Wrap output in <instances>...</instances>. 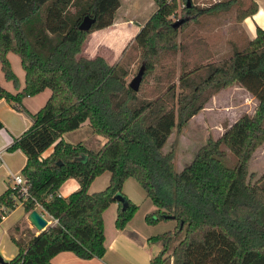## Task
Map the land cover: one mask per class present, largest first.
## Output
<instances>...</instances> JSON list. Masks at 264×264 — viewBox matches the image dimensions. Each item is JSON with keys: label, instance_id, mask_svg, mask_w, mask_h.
I'll list each match as a JSON object with an SVG mask.
<instances>
[{"label": "trees", "instance_id": "1", "mask_svg": "<svg viewBox=\"0 0 264 264\" xmlns=\"http://www.w3.org/2000/svg\"><path fill=\"white\" fill-rule=\"evenodd\" d=\"M152 1L154 11L109 63L101 55L87 57L80 51L91 30L112 23L119 0H0V69L18 85L7 55L13 51L25 71L19 91L0 84V99L31 117V124L7 148L20 149L26 157L21 173L32 198L23 201L25 211L41 205L57 219L27 243L16 240L18 251L5 264H46L63 250L80 258L101 257L102 211L114 201L115 192L124 195L121 186L127 177L139 183L153 204L145 222L174 221L171 229L146 238L160 246L147 264H168L169 258L171 264H264V171L251 180L248 170L253 152L264 142V27L256 25L251 39L214 60L208 50L191 51L203 39L193 31L178 36L190 21L227 10L235 0H208L204 5L183 0L182 9L190 16L174 21L168 16L175 13V0ZM256 7L253 0L244 8L237 6L236 20ZM84 15L94 16L88 30L77 27ZM131 51L139 52L137 68L143 69L136 90L125 81ZM166 52L178 54L177 65L164 63ZM154 66L160 71L153 85L146 86ZM231 84L254 97L253 111L241 113L217 136L207 135L189 162L174 171L172 149L162 150L173 127L182 128L213 92ZM47 87L48 98L36 112L22 105L24 96ZM84 120L105 137L97 150L61 137ZM227 151L233 156L231 165L223 162ZM78 155L84 160L75 159ZM103 171L109 173L107 184L88 191ZM69 177L77 187L56 195ZM124 197V207L117 201V229L137 207ZM20 198L9 182L0 193V220Z\"/></svg>", "mask_w": 264, "mask_h": 264}, {"label": "crops", "instance_id": "2", "mask_svg": "<svg viewBox=\"0 0 264 264\" xmlns=\"http://www.w3.org/2000/svg\"><path fill=\"white\" fill-rule=\"evenodd\" d=\"M150 1L153 2L152 0ZM150 1H147V3ZM253 1H255L257 5L256 10L252 14L243 17L240 21L242 36H244L246 39H251L254 36L256 25L259 27H264V0ZM143 11L144 8L140 0H127V3L123 6L119 1V5L115 10L112 23L106 27L94 29L89 32L82 43L80 54L87 57L101 55L109 63L115 61L119 57L121 51L124 49V44L128 37L134 36L147 19L145 17L146 19L144 18L145 20L143 19L142 22L135 21V23H133L130 21L123 23L116 20L117 15L121 13L124 15V17L129 15L128 17L135 19L134 16H136V14L139 12L140 14H143ZM98 41H102V43L106 44V46L108 45L107 48L100 53L92 52L94 50L90 49V42L96 44ZM87 42L88 47H85ZM9 52L7 55L10 60ZM218 53L219 52L216 50L212 51L213 55ZM12 65L13 64L11 62V66ZM16 75L18 76L19 81L18 85L15 86L17 87L21 85L20 89H22L24 85L25 71L22 83H20V75L18 73ZM232 88L233 89L231 92L238 93L237 98L243 97L244 99H254V97L241 86L236 85L232 86ZM17 89L18 90L15 89L13 91L9 88L8 90L11 92L20 90L18 87ZM49 93L50 91L43 89L36 94L26 95L22 98V105L27 108V110L34 113L45 103ZM215 96H217V94L213 95L212 98H215ZM240 100H238V103L243 104V102ZM253 104H255V102ZM208 110H212V107L211 105L206 104L202 109L199 110V112L193 114L188 119V121L194 116L200 115L201 122L204 123V116L210 113ZM0 120L3 123V127L0 128V193H2L8 186L10 173H21L26 161L25 154L20 149L9 150L7 147L11 143L14 136L20 135L31 124V117L27 112L15 108L9 101L1 98ZM86 122L88 121L84 120L78 127L63 132L61 134L62 139L70 143L80 142L86 148H89L84 143V139L78 136L79 128L85 127L87 124ZM66 134H73L74 136H71V139L74 140L66 138ZM104 140L105 137L103 136L102 139H100V146ZM48 150L49 147L45 152H48ZM129 178L131 177H127L123 180L121 190L124 191V194L130 201L137 204V200L135 201L136 198H133L130 195V192H128L130 191L128 188L130 184L128 183L129 181H127ZM77 185L78 184L76 180L72 177H69L61 183V185L58 187V190L62 196H65L70 191L75 189ZM140 197L142 200H144V202H146L145 207L147 210L153 208L152 202L145 196L144 191L140 194L139 198ZM116 207L117 201L114 200L113 202H110L108 206L102 211L104 236L103 243L105 249L101 257L93 256L90 258H80L71 251L63 250L55 253L46 264H147L148 259L156 253V249L153 250L152 247L149 246L150 243L146 241V238L149 235L154 234L153 230L146 227L147 225H145L146 223H144L143 218L140 221L135 217L136 210L122 228H115L113 220L116 214ZM109 208H112L114 212H109ZM36 209L40 211L39 207H36ZM16 212H18L17 215L12 217ZM28 212L29 211H25L23 205L17 204L0 220V255L4 260H9L17 253L18 246L16 240L21 241L22 243H27L32 234H37L40 231L36 229V227H34L27 218ZM105 214H107L109 220L111 217V224H109V221L107 224L105 223ZM173 225L174 221L172 222V227Z\"/></svg>", "mask_w": 264, "mask_h": 264}, {"label": "rangeland", "instance_id": "3", "mask_svg": "<svg viewBox=\"0 0 264 264\" xmlns=\"http://www.w3.org/2000/svg\"><path fill=\"white\" fill-rule=\"evenodd\" d=\"M121 5L127 3V0H119ZM150 0H140L142 2L144 11L143 14L137 13L135 19H131L130 17L122 15L119 13L117 15L116 20L121 21L123 23L126 22H142L143 19L146 17L148 18L149 15L153 12L155 5L153 2H148ZM183 0H175L176 2V9L175 13L170 14L169 20L174 21L179 17L187 16L185 11L182 9ZM190 2L195 3L196 5H204L208 2V0H190ZM249 3V0H235V3L227 10L224 11H217L210 14L202 15L198 18L197 21H190L189 24L183 29L182 33L178 36L184 35L185 33L193 31V34L199 36L202 39L198 44H195V48H192L191 51L197 50H208L211 55L209 58L216 59L222 56L229 54L234 47L241 46L245 41V37L242 36V29L240 25L241 19L236 20V10L235 8L241 7L244 8ZM148 7V8H147ZM148 16V17H147ZM190 16V15H189ZM143 17V18H142ZM145 18V19H146ZM144 19V20H145ZM134 20V21H133ZM92 31V30H91ZM90 31V32H91ZM134 36H129L128 39L125 41L124 48H127L130 43L132 42ZM108 46V45H107ZM106 44L102 43V41H98L95 43L90 42V49L94 50L92 52L100 53L107 48ZM85 47H88V42ZM187 54H189V45L187 47ZM218 51L219 53L216 55L212 54V51ZM177 53L172 54L170 52H166L165 56V64L168 65H177ZM10 60L12 62V67L14 72L20 75V83L23 82V75L24 71L20 64L19 56L14 52H9ZM131 61L128 65V73L125 76V81H128L133 77V75L137 71V67L140 64L141 60L139 58L138 51H131L130 52ZM160 71V67L154 66V69L151 71L148 77V85H153V77L156 73ZM19 83V84H20ZM0 84L5 87L6 89L10 88V90H18L17 87L20 89L21 85L15 86L12 81L6 80L3 76L2 70L0 69ZM232 86H236V84H231L227 87L220 88L219 90L213 92L204 105H211L212 110L210 113L204 116L205 122H201V116L197 115L194 116L191 120L187 121V123L180 129H176L173 127L171 134L168 136L166 141L162 146V150L166 151L170 148L173 151V169L174 171L179 170L182 166H184L189 160L192 158V155L196 148L205 140L207 135L216 136L218 135L223 128L234 121L241 113L248 112L251 113L254 107V99H244L243 97L237 98L238 93L231 92ZM46 91H49L48 87L45 88ZM236 91V90H234ZM217 94L215 98H212L213 95ZM241 99V100H240ZM238 100L242 101L243 104L238 103ZM199 112V111H198ZM85 127L79 128L78 136L84 139V143L86 146L91 148L92 150H97L101 144L100 139H102V135L96 132H93L91 128H89L88 122ZM264 124V120H263ZM66 138L71 139L73 134H66ZM74 140V139H71ZM223 162L226 165H231L233 162V156L230 152H226V156L223 158ZM248 170L252 173L251 180L259 177L261 173L264 171V143L261 144L259 148H257L248 163ZM108 171H103L100 174L96 175L88 185L87 190H99L103 188L108 182ZM127 181L129 185L130 195L137 200V207L135 211V217L138 220L144 219V215L146 212L150 211L147 210L145 207L144 200L139 198L140 194L143 193L141 186L134 178H129ZM264 182V179H263ZM125 190V188H124ZM122 191V190H121ZM124 194V191H122ZM125 195V194H124ZM126 196V195H125ZM19 211V210H18ZM109 212H114L112 208H109ZM18 212H16L12 217H15ZM110 217V216H109ZM111 224V217L110 220L105 214V223ZM172 220H158L152 223H146V227L153 230L154 234L158 232H162L168 228H172ZM152 249H156V253L158 252L160 246L159 244L150 243L149 245ZM168 264H171V258H169Z\"/></svg>", "mask_w": 264, "mask_h": 264}, {"label": "water", "instance_id": "4", "mask_svg": "<svg viewBox=\"0 0 264 264\" xmlns=\"http://www.w3.org/2000/svg\"><path fill=\"white\" fill-rule=\"evenodd\" d=\"M93 21H94V16L84 15L82 19L80 20V22L78 23L77 27L78 29H81V30H88L91 24L93 23ZM173 25H176V22H174ZM142 70H143L142 65H140V67L137 69L133 77L128 81V86L131 89H134V90L137 89L138 83L141 79ZM84 158H85L84 155H78L77 157H75V159L80 160V161L84 160ZM112 197L115 201H118L121 203V207H124L126 205V199L124 195H122L120 192H115L112 195ZM167 216L169 218H172V215H167ZM27 218L32 223V225L36 227V229L38 230H42L48 225L47 219L35 208L31 209L28 212ZM0 263H3V264L6 263V260H4L1 255H0Z\"/></svg>", "mask_w": 264, "mask_h": 264}, {"label": "built area", "instance_id": "5", "mask_svg": "<svg viewBox=\"0 0 264 264\" xmlns=\"http://www.w3.org/2000/svg\"><path fill=\"white\" fill-rule=\"evenodd\" d=\"M9 182L11 186L15 188L16 191L20 193L23 197V198L18 199L17 204L23 205L24 200L28 198H32L28 190L29 181L23 173H10ZM56 195L62 196V194L59 192L58 189L56 190ZM37 207L40 208L39 212L47 219L48 224H53L57 221V219L53 217L52 215L48 214V212L41 205H38Z\"/></svg>", "mask_w": 264, "mask_h": 264}]
</instances>
